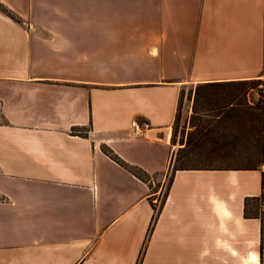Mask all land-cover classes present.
<instances>
[{
  "label": "crops",
  "instance_id": "obj_1",
  "mask_svg": "<svg viewBox=\"0 0 264 264\" xmlns=\"http://www.w3.org/2000/svg\"><path fill=\"white\" fill-rule=\"evenodd\" d=\"M261 77L264 0H0V264H200L264 164L175 171L147 236L158 190L102 148L163 181L196 86Z\"/></svg>",
  "mask_w": 264,
  "mask_h": 264
},
{
  "label": "trees",
  "instance_id": "obj_2",
  "mask_svg": "<svg viewBox=\"0 0 264 264\" xmlns=\"http://www.w3.org/2000/svg\"><path fill=\"white\" fill-rule=\"evenodd\" d=\"M251 80L208 82L196 86L193 110L189 119L190 129L180 141L183 146L175 152L172 161L169 186L177 170L189 169H258L264 164V120L257 115L259 123L254 124L252 105L244 104L235 85H244ZM211 91V93H206ZM263 109V106L259 107ZM262 117V116H261ZM176 123L173 124L172 140L175 137ZM103 151L113 160L127 168L143 181L150 180L146 171L138 166L128 165L112 151L103 146ZM168 186V188H169ZM168 191V190H167ZM167 193V192H166ZM264 194V174L262 175V193ZM166 195V194H165ZM258 197L244 199L243 215L246 218L260 217L261 230L263 218L257 214L248 215L246 202ZM153 219V218H152ZM152 229V221L148 235ZM147 235V236H148Z\"/></svg>",
  "mask_w": 264,
  "mask_h": 264
},
{
  "label": "rangeland",
  "instance_id": "obj_3",
  "mask_svg": "<svg viewBox=\"0 0 264 264\" xmlns=\"http://www.w3.org/2000/svg\"><path fill=\"white\" fill-rule=\"evenodd\" d=\"M260 84H262V86H259ZM233 90L238 93L239 99L244 104L252 105L254 114L251 120L254 121V124L259 123L261 118L264 120V77H261L260 80H251L244 85H235L233 86ZM259 105L260 107L263 106V109L258 108ZM257 115L258 117L259 115L262 116L259 117V121H257ZM183 118H185V113ZM189 129V121L178 120L173 140L176 138L181 139L182 136L185 137ZM171 165L163 181L162 178L160 180L159 175H152L149 177L152 188L158 190L154 199L155 206L152 229L168 190L170 174L172 172ZM229 208L230 212L228 216L219 215L218 213L215 216L213 241L207 238L200 239V264H244L242 259L244 256L248 255L250 251H254L258 254L259 264H264V194L258 196L257 200L250 199L246 202L248 215L257 214L263 218L262 230L260 226V230L255 232L253 227L248 225V222L243 219L246 217L243 213L241 214L237 203L232 201V203L229 204ZM256 218L260 219V217ZM150 233L148 236H150ZM142 258L143 251L136 264H142Z\"/></svg>",
  "mask_w": 264,
  "mask_h": 264
},
{
  "label": "bare ground",
  "instance_id": "obj_4",
  "mask_svg": "<svg viewBox=\"0 0 264 264\" xmlns=\"http://www.w3.org/2000/svg\"><path fill=\"white\" fill-rule=\"evenodd\" d=\"M215 209L221 215L226 213L222 203H220L218 201H216V203H215ZM242 260H243L244 264H259L258 254L256 252H254V251H250L248 253V255L243 257Z\"/></svg>",
  "mask_w": 264,
  "mask_h": 264
},
{
  "label": "built area",
  "instance_id": "obj_5",
  "mask_svg": "<svg viewBox=\"0 0 264 264\" xmlns=\"http://www.w3.org/2000/svg\"><path fill=\"white\" fill-rule=\"evenodd\" d=\"M259 86H262V84H260ZM264 101V98H263ZM131 126H132V132L134 135L137 136H143V137H147V133H146V124L145 123H139L136 120H132L131 121Z\"/></svg>",
  "mask_w": 264,
  "mask_h": 264
}]
</instances>
